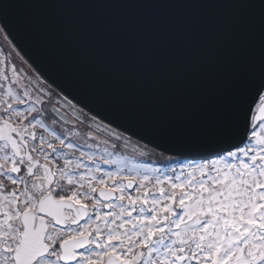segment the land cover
<instances>
[{"label": "snow or ice", "instance_id": "6c2138e0", "mask_svg": "<svg viewBox=\"0 0 264 264\" xmlns=\"http://www.w3.org/2000/svg\"><path fill=\"white\" fill-rule=\"evenodd\" d=\"M18 56L0 49V264H264V83L175 151L133 143Z\"/></svg>", "mask_w": 264, "mask_h": 264}, {"label": "water", "instance_id": "95a60500", "mask_svg": "<svg viewBox=\"0 0 264 264\" xmlns=\"http://www.w3.org/2000/svg\"><path fill=\"white\" fill-rule=\"evenodd\" d=\"M0 24L44 79L152 147L212 136L264 83V0H0Z\"/></svg>", "mask_w": 264, "mask_h": 264}, {"label": "rangeland", "instance_id": "374dc122", "mask_svg": "<svg viewBox=\"0 0 264 264\" xmlns=\"http://www.w3.org/2000/svg\"><path fill=\"white\" fill-rule=\"evenodd\" d=\"M1 27V26H0ZM6 37V39H5ZM0 49H3L6 53L7 52H13L14 53H19V56L16 57V63L18 67H22L23 69H25L26 71L31 72L34 75H39L33 68L32 66L29 64V62L20 54V52L17 50V48L13 45V43L10 41V39L8 38V36L5 34V32H0ZM22 58V59H21ZM41 79H43L41 77ZM44 80V79H43ZM48 83V82H47ZM50 84V83H48ZM51 85V84H50ZM52 89L55 90L57 93H60L61 96H64L60 91H58L55 87H53L51 85ZM74 103V102H73ZM75 104V103H74ZM77 105V104H76ZM78 106V105H77ZM78 108H81L80 106H78ZM85 112H87L85 110ZM126 134V133H125ZM126 136H130L128 134H126ZM132 141L133 143H135L136 141L140 142V145H143L145 143L141 142L140 140L132 137ZM104 146L101 145V148H103ZM149 148H151V146L148 145ZM120 151V155L123 156H127L130 159H134L136 163L139 164H151L153 166H157V167H161L164 166V162H161L158 157L153 156V155H147V156H140L138 155V153L133 152L131 150V148L129 149H121ZM169 155V154H168Z\"/></svg>", "mask_w": 264, "mask_h": 264}, {"label": "trees", "instance_id": "16d2710c", "mask_svg": "<svg viewBox=\"0 0 264 264\" xmlns=\"http://www.w3.org/2000/svg\"><path fill=\"white\" fill-rule=\"evenodd\" d=\"M182 159L184 158V157H181Z\"/></svg>", "mask_w": 264, "mask_h": 264}]
</instances>
